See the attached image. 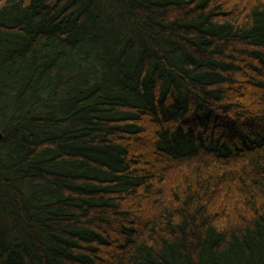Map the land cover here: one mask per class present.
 <instances>
[{
  "label": "trees",
  "instance_id": "16d2710c",
  "mask_svg": "<svg viewBox=\"0 0 264 264\" xmlns=\"http://www.w3.org/2000/svg\"><path fill=\"white\" fill-rule=\"evenodd\" d=\"M0 264H264V0H2Z\"/></svg>",
  "mask_w": 264,
  "mask_h": 264
},
{
  "label": "rangeland",
  "instance_id": "374dc122",
  "mask_svg": "<svg viewBox=\"0 0 264 264\" xmlns=\"http://www.w3.org/2000/svg\"><path fill=\"white\" fill-rule=\"evenodd\" d=\"M2 0H0V4H1Z\"/></svg>",
  "mask_w": 264,
  "mask_h": 264
}]
</instances>
